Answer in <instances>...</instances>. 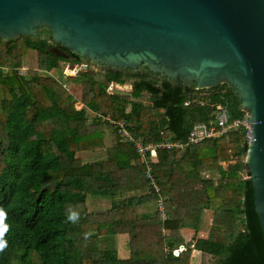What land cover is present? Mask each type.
Returning <instances> with one entry per match:
<instances>
[{
  "label": "trees",
  "instance_id": "1",
  "mask_svg": "<svg viewBox=\"0 0 264 264\" xmlns=\"http://www.w3.org/2000/svg\"><path fill=\"white\" fill-rule=\"evenodd\" d=\"M49 38L0 39V209L8 225L0 264H150L141 260L159 257L191 264L194 249L202 264H264V233L244 161L245 129L187 143L193 125L210 122L218 105L232 117L244 115L233 87L195 89L149 70L125 76L123 69L108 68L99 79L88 64L66 74L61 62L79 66L82 59ZM31 56L36 65L27 66ZM128 80L131 93L109 90ZM68 82L81 87L82 108ZM143 93L150 103L141 101ZM96 113L125 119L145 143H185L158 150L150 162L165 220L135 141L123 140L118 126ZM96 151L91 160L79 156ZM91 197L110 205L90 211ZM147 197L155 203L149 211ZM70 210L80 214L75 224L67 221ZM205 210L213 214L207 236L186 242L182 229L196 234ZM120 234L128 236L126 260L115 246L100 245ZM182 244L186 248L175 254Z\"/></svg>",
  "mask_w": 264,
  "mask_h": 264
},
{
  "label": "water",
  "instance_id": "2",
  "mask_svg": "<svg viewBox=\"0 0 264 264\" xmlns=\"http://www.w3.org/2000/svg\"><path fill=\"white\" fill-rule=\"evenodd\" d=\"M41 28L97 71L145 68L195 89L232 86L249 113L244 161L264 233V0H0V39Z\"/></svg>",
  "mask_w": 264,
  "mask_h": 264
},
{
  "label": "built area",
  "instance_id": "3",
  "mask_svg": "<svg viewBox=\"0 0 264 264\" xmlns=\"http://www.w3.org/2000/svg\"><path fill=\"white\" fill-rule=\"evenodd\" d=\"M82 68H87V64H82L77 66V72L82 71ZM84 69V70H85ZM75 73H68L70 75H75ZM96 115L101 118L103 121H108L111 124H115L118 126V132L121 135L123 140L126 141H135V146L137 148L138 153L140 154L142 160H144L148 165V173L147 178L150 182V186L155 188V192L153 195L158 200V205L161 210V217L165 219L166 213L163 208V198L159 194V188L156 185L155 176L153 174V168L150 165V162L153 161L158 154V150L162 148H182L184 147V142L172 141L168 139H163L157 142L145 143L142 138H137L133 136L128 127L132 124L128 123L125 119L121 118L117 121L113 119V117L108 114L105 115L103 113H96ZM237 128L245 129V137L247 145L252 141L251 139V123L249 121V113L244 111V115L241 117H232L229 109L225 105H218L213 113V119L210 122H198L193 125L191 131L189 132L187 143H199L209 138H213L216 136L226 135L229 131ZM185 246L181 245L177 249L174 250L175 254H179L180 251L184 250Z\"/></svg>",
  "mask_w": 264,
  "mask_h": 264
},
{
  "label": "rangeland",
  "instance_id": "4",
  "mask_svg": "<svg viewBox=\"0 0 264 264\" xmlns=\"http://www.w3.org/2000/svg\"><path fill=\"white\" fill-rule=\"evenodd\" d=\"M36 61L37 59H35L34 57H30L29 59H26V65H36ZM77 66L72 64L71 62H61V70L64 71L66 74L67 73H75L77 72ZM85 68H82V70H84ZM88 68H86L85 70H87ZM96 72V77L101 79L103 78L102 75H100L96 69H93ZM101 71V70H100ZM59 72V71H58ZM58 72H54L53 75L55 77L58 76ZM68 87L71 89V91L74 93L75 96H77L78 100L76 101V105L78 108H82L83 107V103L81 102L80 96L82 95V90L80 86L74 85L72 82H68ZM110 91H119V92H123V93H131L133 90V83L132 81L128 80L126 81L124 84H116V85H110L109 87ZM141 101H143L144 103H150L151 99H150V95L147 93H143L142 97H141ZM94 113L89 112V115L92 116ZM100 151H96V152H83L80 153V157L84 158V160H91L93 158H95L98 154H100ZM148 202H146V210H151L153 208H155V203L147 200ZM152 202V203H151ZM88 206H89V210L90 211H101L103 209H106L107 207H109V200L103 199V197L99 198V197H91L88 199L87 201ZM209 213L204 220H203V225L201 227V229L204 231V229L206 231H208L210 224H209V217L211 215V218L213 220V214L212 212H206ZM182 234H185L186 237H191V232H189L188 230H183ZM206 235V234H205ZM184 236V235H183ZM204 237V236H203ZM127 240H128V236L126 234H122V235H117L114 237H110V238H103L101 240V247L102 248H106L107 246L113 245L115 246V248L118 250L119 253V257L123 260H126L129 258V250L127 248ZM187 244V243H186ZM186 248V245H185ZM126 264V263H125ZM191 264H202L201 262V253H195L194 251L192 252L191 255Z\"/></svg>",
  "mask_w": 264,
  "mask_h": 264
},
{
  "label": "crops",
  "instance_id": "5",
  "mask_svg": "<svg viewBox=\"0 0 264 264\" xmlns=\"http://www.w3.org/2000/svg\"><path fill=\"white\" fill-rule=\"evenodd\" d=\"M152 197H155L154 195L152 196ZM139 198H141V196L140 197H138L137 199H139ZM148 198V197H147ZM136 199V200H137ZM148 200H149V198H148ZM152 203V202H151ZM206 212H211L210 210H205V212H204V214H203V217H202V220H201V223H200V226H199V229H198V231L196 232V234H195V231L194 230H191V229H188V228H183L182 229V232H183V230H188L189 232H191V237H186L185 236V234H183L184 235V238H185V241L186 242H188V241H190L192 238H193V236L194 235H196L197 237H206L207 236V234H208V231H209V229H210V227H209V229H208V231H206L205 229H204V231L201 229V227H202V223H203V220L207 217V216H209V215H207V214H209V213H206ZM209 224H210V226H211V224H212V218H211V215H210V217H209ZM162 220H165V219H162ZM206 234V235H205ZM120 235H122V234H120ZM127 235V234H126ZM127 242H128V240H127ZM182 245H184V244H182ZM181 246V245H180ZM185 246V245H184ZM195 253H200V251H198V250H193ZM192 251V252H193ZM191 255H192V253H191ZM141 261H143V262H145V261H148V262H150V264H166V259L164 258V257H159V258H153V259H149V260H141Z\"/></svg>",
  "mask_w": 264,
  "mask_h": 264
},
{
  "label": "clouds",
  "instance_id": "6",
  "mask_svg": "<svg viewBox=\"0 0 264 264\" xmlns=\"http://www.w3.org/2000/svg\"><path fill=\"white\" fill-rule=\"evenodd\" d=\"M79 216L80 214L77 211L70 210L67 214V221L75 224L78 222ZM5 219L6 213L3 209H0V252H3L7 247V241L4 239V236L8 231V225L4 223Z\"/></svg>",
  "mask_w": 264,
  "mask_h": 264
},
{
  "label": "flooded vegetation",
  "instance_id": "7",
  "mask_svg": "<svg viewBox=\"0 0 264 264\" xmlns=\"http://www.w3.org/2000/svg\"><path fill=\"white\" fill-rule=\"evenodd\" d=\"M47 32H48V29H47V28H41V29L38 31L37 37H45V36H49V34H47ZM108 68H112V67L103 65L101 71H99V72L104 73V72H106V70H107ZM142 72H147V69H145V68H140V69L126 68V69H123V73H124L125 76H126L127 74H130V75L133 76V75H136V74H139V73H142ZM156 75H157V74H156ZM158 77H159V75H158ZM160 78L163 79L164 77H160ZM130 81H131V80H130ZM173 82H175L176 84L184 85V86H186V85H188V86H192L191 84H189V83H187V82H185V81H182V80L179 81V82H176V81H173Z\"/></svg>",
  "mask_w": 264,
  "mask_h": 264
}]
</instances>
